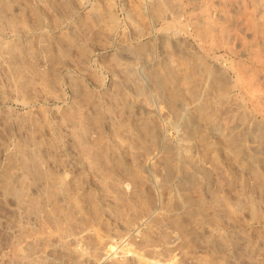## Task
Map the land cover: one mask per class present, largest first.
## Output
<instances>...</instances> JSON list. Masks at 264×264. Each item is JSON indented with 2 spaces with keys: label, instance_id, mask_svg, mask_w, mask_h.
I'll use <instances>...</instances> for the list:
<instances>
[{
  "label": "rangeland",
  "instance_id": "1",
  "mask_svg": "<svg viewBox=\"0 0 264 264\" xmlns=\"http://www.w3.org/2000/svg\"><path fill=\"white\" fill-rule=\"evenodd\" d=\"M264 264V0H0V264Z\"/></svg>",
  "mask_w": 264,
  "mask_h": 264
},
{
  "label": "bare ground",
  "instance_id": "2",
  "mask_svg": "<svg viewBox=\"0 0 264 264\" xmlns=\"http://www.w3.org/2000/svg\"><path fill=\"white\" fill-rule=\"evenodd\" d=\"M137 255H138L137 258H139L140 264H152V262L149 259L143 257L141 254H137Z\"/></svg>",
  "mask_w": 264,
  "mask_h": 264
}]
</instances>
